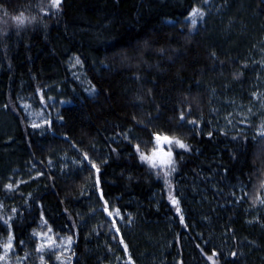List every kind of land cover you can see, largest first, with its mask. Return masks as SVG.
<instances>
[{"label": "trees", "instance_id": "obj_1", "mask_svg": "<svg viewBox=\"0 0 264 264\" xmlns=\"http://www.w3.org/2000/svg\"><path fill=\"white\" fill-rule=\"evenodd\" d=\"M236 2L237 17L246 18L238 12L244 3L264 37V0ZM193 3L62 0L57 10L51 0H0V107L18 125L0 134V172L26 160L43 173L28 200L20 192H0V222L11 220L17 254L43 217L55 235L74 237L76 264L109 262L114 245L124 248L121 237L147 256V264H163V257L164 264H212L213 251L217 264H264V212L253 218L258 196H264V153L258 151L264 137L249 124L224 130L210 123L211 93L225 81L244 83L250 65L244 52L228 48L209 27L186 21ZM73 55L89 71L92 95L70 76ZM50 85L63 86L71 103L40 136L28 128L17 99L24 94L41 105L36 93ZM181 112L202 131L180 121ZM128 132L131 144L117 135ZM154 132L191 148L177 152L169 179L133 149L140 144L150 155ZM85 152L101 169L109 205L132 217L130 234L105 216L90 165L84 162L83 172L68 177L48 167L52 153L82 161ZM165 181L168 194L158 202L155 194L163 193ZM91 182L94 189L86 192ZM179 195L188 200L180 201L178 215L169 197Z\"/></svg>", "mask_w": 264, "mask_h": 264}, {"label": "rangeland", "instance_id": "obj_2", "mask_svg": "<svg viewBox=\"0 0 264 264\" xmlns=\"http://www.w3.org/2000/svg\"><path fill=\"white\" fill-rule=\"evenodd\" d=\"M235 3H237L236 0H208L207 4L204 3V0H194L193 3V7H197L204 12L202 19L199 15L196 17V24L209 27L217 40L226 44L228 48L244 52L250 65V71L244 83L225 81L218 89L211 93L212 118L210 119V123L215 129L224 130L236 129L239 127V124L243 123L249 124L256 135L261 137L259 133L264 131V37L261 38L259 35L260 29L254 23V16L248 15L245 11L247 6L244 3H241L242 6L238 7V12L240 16H245L247 20L237 17ZM186 21L191 23L188 18ZM237 37H242L244 41H239L236 39ZM67 68L74 83L84 93L92 95L94 89L89 81V71L83 68L77 56L73 55L70 57L67 62ZM67 93V90L61 85H50L39 89L36 94L41 105H36L29 96L24 94L19 96L17 99L18 109L24 115L28 128L32 133L35 132L40 136L46 133L48 126L46 122L50 121L51 117L56 115L62 106L71 103ZM253 94H255V97ZM15 122L16 120L8 113L6 107H0V134L2 133L5 137L4 134H8L12 129L15 130L18 126ZM33 125H37V127H33ZM187 126L191 128L196 127L199 131H202L200 124L192 125L187 123ZM127 134L129 137L131 136L130 132ZM174 151L177 153L183 150L174 148ZM47 164L50 171L60 177L72 176L78 172H83L85 169V163L82 167L81 161L70 157L66 153H52L47 159ZM146 165L149 166L148 164ZM153 169L163 179H169L173 175V171L160 166L159 163ZM40 173L30 162L26 160L19 161L15 163L13 168H6L3 173L0 172V192L14 194L20 192L24 199L28 200L40 184L43 177ZM8 184H12V191L6 189L5 186ZM165 184L166 189H164L163 193L157 192L155 194V199L158 202L162 201V196L165 198L164 192L168 194V186L166 182ZM92 189H94L92 182L85 187L86 192ZM94 195V193H90L93 201L95 199ZM258 198L262 200L264 196H258ZM177 199L180 204L181 200L187 201L188 197L179 195ZM116 209L110 206L113 216L109 217L104 213L105 216L111 222L114 220L115 224L130 234L135 226L132 217L122 213L121 216H115ZM12 211L14 212L15 209ZM97 211L99 210L97 209ZM263 212L264 204L259 203L253 211V218H258ZM97 217L99 218L100 216L97 214ZM5 221L8 223L5 224ZM10 223V219H2L0 222V255H4L2 245L8 242V234L11 233L13 236L12 229L9 227ZM48 229L42 219L38 230L30 234L28 247L22 248L19 254H17L18 251L14 248L15 239H13V248L4 260H0V264H76L75 260H77L78 254L74 250V237L70 234L58 236L52 231L49 232ZM69 236L72 237L70 247L67 239ZM41 244H50L51 247H46L40 252L36 251L37 247ZM127 247L128 250L125 252L122 246L114 245V249L109 253V262L104 264H129V261H131V264L148 263L146 255H138L137 251L133 252L129 246ZM162 260L164 264L165 257ZM150 263L157 264L155 260L153 262L151 260Z\"/></svg>", "mask_w": 264, "mask_h": 264}, {"label": "snow or ice", "instance_id": "obj_3", "mask_svg": "<svg viewBox=\"0 0 264 264\" xmlns=\"http://www.w3.org/2000/svg\"><path fill=\"white\" fill-rule=\"evenodd\" d=\"M62 3V0H51V7L56 8L57 10L60 8V5ZM204 3L207 4L208 0H204ZM38 7H42V4L37 5ZM199 15V17L202 19L204 16V12H202L199 8L197 7H192L191 11L188 13V19L191 21L192 26L194 27L196 25V17ZM79 62V61H78ZM234 78H238L234 77ZM255 97V94H253ZM179 120L182 122H186L188 124H192V125H196L197 121L193 120V119H186L185 113L181 112L180 116H179ZM49 124V126H51V122H46ZM183 126V124H181V127ZM33 127H37V125H33ZM123 134L124 138L128 141L129 144L132 143L131 139L129 138L127 133H118L117 135ZM260 136L264 137V131L259 133ZM209 136H211V133H209ZM67 139V137H66ZM151 142L153 144V147L151 148V155L147 154L146 152H141V146L140 144H135L133 145V149L134 152L139 156V159L142 163H146L148 164L151 168H156L158 166V163L160 166L168 168L170 171H175L176 167H175V156L177 155V153H175L174 148H179L181 150H183L184 152H188L191 151V148L189 147V145H187L186 143L182 142L180 139H176V138H172L168 135H161L158 132H154L151 135ZM73 147H75V145H73ZM117 149L116 148H112L111 151L115 152ZM258 151L261 153H264V143H262L259 147H258ZM84 162L87 163V165H90V170H94L95 174H96V179H95V186L97 187V189L99 190V200L103 202V211L104 213H106L109 217L113 216V212L110 211V205L109 202L106 200L104 192L102 190V188H100V184H101V180H100V172L101 169L100 167H98L97 163L92 160L88 153L85 152L83 153V157H82V161H81V166H84ZM104 163H107V160H103ZM40 175H43V173H40ZM167 175V173H166ZM167 183V181H165ZM7 190L12 191L13 190V186L12 184H8L5 186ZM171 203L176 206V211L177 214H180V208H179V201L174 197V196H170L169 197ZM261 204H264V199L260 200ZM115 216H121V212L120 209H116L115 210ZM43 219V217H41ZM180 222L183 223L184 222V218L183 216H180ZM8 222L5 221V224H7ZM113 225L115 226V221L113 220ZM10 227V226H9ZM49 232L52 231L51 228L48 229ZM119 228H116V232L117 234H119ZM14 237L11 235V233L8 234V242L5 243L4 245H2L3 250H4V255H0V260H4L7 256V254L10 252V250L13 248V241ZM68 245L69 247L72 244V237L69 236L68 238ZM20 244H23V241H19ZM120 244L124 245V250L125 252H127L128 247L127 245L124 243L123 238L121 237ZM50 248L51 245L50 244H41L39 247H37L36 251L40 252L42 251L44 248ZM217 255H219L217 252L213 251L212 255L208 257V259L210 261H212V264H217V261L213 259V257H216ZM231 256L233 258L236 257V253L232 252ZM129 264H131V261H129Z\"/></svg>", "mask_w": 264, "mask_h": 264}]
</instances>
